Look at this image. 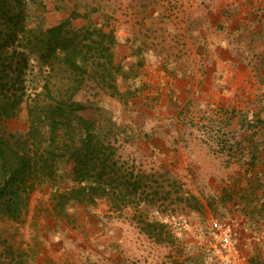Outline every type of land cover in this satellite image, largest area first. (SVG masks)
<instances>
[{"label": "rangeland", "instance_id": "rangeland-1", "mask_svg": "<svg viewBox=\"0 0 264 264\" xmlns=\"http://www.w3.org/2000/svg\"><path fill=\"white\" fill-rule=\"evenodd\" d=\"M209 4V0L29 1L27 15L34 16L36 11L44 26L68 20L70 28L88 27L91 35L84 42L89 45L99 39L94 28L111 31L114 36L110 50L111 83L115 87L101 90L100 82L90 74H85L86 80L81 82L78 71L61 63H55L48 73L49 88L56 98L89 104L80 115L97 122L120 162L125 166L132 163L134 171L155 173L153 181L146 180L153 186L145 187L156 199L154 205L140 203L135 208L133 204L117 212L102 197L93 205L73 204L64 208L66 213L61 212L66 219L70 211L93 210L103 222L111 223L115 235L113 260L172 264L167 256L173 252L188 256L195 264H250V256H259L260 264H264V179L251 164L252 156L241 154L245 156L242 161L231 160L238 151L234 142L226 136L201 132L208 124L198 120L204 114L202 109L190 111L185 105L184 110L197 119L190 125L174 120V73H185L197 58L188 54V48L203 50V30L208 33V28L202 17L207 18ZM226 10L235 18L241 6L233 4ZM215 13L219 15L218 10ZM30 78L33 83H41L40 76ZM19 105L15 115L0 121V131H27L25 103ZM174 124L181 125L179 134H174ZM189 126L195 130L189 132ZM218 139L229 142L220 148ZM71 165L69 160L62 161L52 185L36 186L27 195L18 217L24 218L19 222L28 220L31 207L53 208L52 194L75 184ZM137 210L146 219L168 223L176 236L174 242L158 244L150 239L140 230ZM213 221L230 230V251L221 246ZM8 223L10 219L0 214V256L6 263L14 259L20 262L27 251L18 247L16 238L5 234Z\"/></svg>", "mask_w": 264, "mask_h": 264}, {"label": "trees", "instance_id": "trees-1", "mask_svg": "<svg viewBox=\"0 0 264 264\" xmlns=\"http://www.w3.org/2000/svg\"><path fill=\"white\" fill-rule=\"evenodd\" d=\"M29 1L0 0V121L15 115L20 102L25 103L29 121L24 134L0 131V214L18 218L27 195L36 186L52 185L64 160L72 163L75 184L52 194L56 212L66 213L64 208L73 204L93 205L102 197L117 212L133 204L135 208L140 203L154 205L156 199L145 187L153 186L146 180L153 181L155 173L134 171L132 163L120 162L97 122L80 115L89 104L58 99L49 88L48 73L55 63L78 71L81 82L90 74L101 90L115 87L112 32L94 28L99 39L91 41L96 47L89 45L84 42L91 35L88 27L70 28L68 20L44 26L36 11L27 15ZM30 76H40L41 83H33ZM136 213L140 230L155 243L174 242L168 223L146 219L140 210ZM167 257L172 264H195L186 255L170 252ZM248 258L250 264H260L259 256Z\"/></svg>", "mask_w": 264, "mask_h": 264}, {"label": "crops", "instance_id": "crops-1", "mask_svg": "<svg viewBox=\"0 0 264 264\" xmlns=\"http://www.w3.org/2000/svg\"><path fill=\"white\" fill-rule=\"evenodd\" d=\"M209 2L208 16L202 17L208 28V33L203 30V50L188 48V54L197 58L185 73H174V120L190 125L196 117L184 110L185 105L202 109L198 120L208 124L201 132L229 138L238 148L231 160L242 161L245 156L241 154L248 153L264 179V0ZM233 4L241 6L235 18L226 10ZM180 127L174 124V134L181 132ZM228 142L216 140L220 148ZM28 211L26 222H19L24 217L10 219L5 231L18 240V247L26 248L23 264H126L123 259H112L113 225L93 210L70 211L66 219L50 206ZM0 259V264H20L17 259L6 263L3 255ZM131 264L145 263L135 259Z\"/></svg>", "mask_w": 264, "mask_h": 264}, {"label": "built area", "instance_id": "built-area-1", "mask_svg": "<svg viewBox=\"0 0 264 264\" xmlns=\"http://www.w3.org/2000/svg\"><path fill=\"white\" fill-rule=\"evenodd\" d=\"M212 225L218 229V236L221 246L225 251H230L232 246V236L230 230L227 227L220 228L217 221H213Z\"/></svg>", "mask_w": 264, "mask_h": 264}]
</instances>
